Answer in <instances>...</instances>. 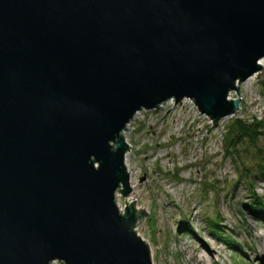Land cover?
<instances>
[{
	"label": "water",
	"instance_id": "95a60500",
	"mask_svg": "<svg viewBox=\"0 0 264 264\" xmlns=\"http://www.w3.org/2000/svg\"><path fill=\"white\" fill-rule=\"evenodd\" d=\"M262 58L264 0H0V264H153L123 130L182 99L215 125Z\"/></svg>",
	"mask_w": 264,
	"mask_h": 264
},
{
	"label": "rangeland",
	"instance_id": "374dc122",
	"mask_svg": "<svg viewBox=\"0 0 264 264\" xmlns=\"http://www.w3.org/2000/svg\"><path fill=\"white\" fill-rule=\"evenodd\" d=\"M238 87V111L215 125L190 99H182L136 112L122 132L131 190L127 196L117 193L116 202L124 212L135 200V210L147 213L135 229L153 264H264V212L250 213L244 205L249 181L237 182V166L249 169L254 190L264 198V182L254 175L264 161V122L255 140L236 135L237 120L264 121V78L253 76ZM230 97L238 98L236 91ZM235 136L231 161L225 147ZM218 219L221 234L236 250L211 233L210 222ZM182 221L194 232L183 231ZM200 238L215 249L212 255Z\"/></svg>",
	"mask_w": 264,
	"mask_h": 264
},
{
	"label": "trees",
	"instance_id": "16d2710c",
	"mask_svg": "<svg viewBox=\"0 0 264 264\" xmlns=\"http://www.w3.org/2000/svg\"><path fill=\"white\" fill-rule=\"evenodd\" d=\"M263 122L264 121H253V123L245 124L243 120L239 119L237 120L236 123L237 124L236 126H238L237 131L239 133H237L236 135L238 134L242 136L245 135V137L255 140L257 138V135L260 133L258 129L263 125ZM249 126H253L252 127L253 130H251ZM238 137L239 136L232 137L230 139L231 142L227 144L225 147V154L230 158L231 161L235 160V156L237 152L236 144L238 142L237 140ZM254 175L256 176V178L259 177L264 182V161L257 164V168L256 170H254ZM237 178H238L237 182L241 180H245L246 182L249 181L248 189L251 193L250 200L247 203H244V205L250 210V213L256 216L261 215V212H264V198L262 199V197H260V195H258L254 190L252 180L255 177L253 178L249 177V169L245 167L237 166ZM221 224H222L221 219H218L216 221H211L210 222L211 233H213L218 239L222 240L226 245L230 246L231 249L236 250L237 248H235V245L237 244H234V242L230 238H228L227 235L221 234V228H219ZM180 228H183V231L185 232H190V233L194 232V230L191 229L189 223L185 221H182L180 223Z\"/></svg>",
	"mask_w": 264,
	"mask_h": 264
},
{
	"label": "bare ground",
	"instance_id": "6f19581e",
	"mask_svg": "<svg viewBox=\"0 0 264 264\" xmlns=\"http://www.w3.org/2000/svg\"><path fill=\"white\" fill-rule=\"evenodd\" d=\"M259 63L261 64V66H262V70H263V72H264V58H262V59L259 61ZM130 175H131V174H130ZM200 241H201L202 247H204V248L206 249V251H207L210 255H212V254L215 252V249H214L211 245H209L205 240H203V239L200 238Z\"/></svg>",
	"mask_w": 264,
	"mask_h": 264
}]
</instances>
